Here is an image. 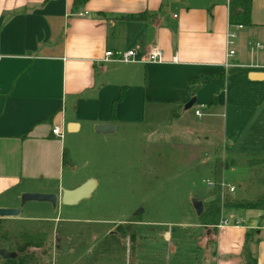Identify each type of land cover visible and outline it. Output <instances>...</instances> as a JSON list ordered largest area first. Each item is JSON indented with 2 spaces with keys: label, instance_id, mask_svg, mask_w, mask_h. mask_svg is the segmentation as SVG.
Returning a JSON list of instances; mask_svg holds the SVG:
<instances>
[{
  "label": "crops",
  "instance_id": "obj_1",
  "mask_svg": "<svg viewBox=\"0 0 264 264\" xmlns=\"http://www.w3.org/2000/svg\"><path fill=\"white\" fill-rule=\"evenodd\" d=\"M73 1L0 0V208L23 207L24 193L61 199L64 191L94 179L74 186L65 179L71 162L67 140L84 127L112 124L117 130L120 120H141L146 102L184 105L192 99L189 82L203 74L227 75L240 67L249 69L251 82L264 81V0H253L252 24L237 31L236 54L228 58L229 0H90L78 13ZM141 13L149 18H126ZM258 42L263 48L252 49ZM154 44L164 51V62L103 61L108 51L116 58ZM226 61L232 66L226 68ZM213 94L209 83L196 103L209 104ZM224 98L222 90L219 102ZM55 126L63 137L54 135ZM233 210L227 214L238 223L216 233L208 229L215 242L209 264H264L262 211L244 209L238 216ZM20 214L8 218H31ZM163 235L168 239L171 232ZM58 239L62 251L72 249L67 233Z\"/></svg>",
  "mask_w": 264,
  "mask_h": 264
},
{
  "label": "rangeland",
  "instance_id": "obj_2",
  "mask_svg": "<svg viewBox=\"0 0 264 264\" xmlns=\"http://www.w3.org/2000/svg\"><path fill=\"white\" fill-rule=\"evenodd\" d=\"M248 70L228 69L227 101L220 103L218 96L214 105L212 99L203 107L195 103L190 108L187 103L146 102L141 120H120L114 132L84 127L67 140L72 163L66 167L65 179L70 186L96 179L98 187L92 196L57 208L49 202L30 201L20 214L21 218L31 216L30 220L7 218L4 225L13 228L15 223L24 230L35 227V220H54L44 252H37L38 264H209L214 235L200 224L192 199L205 201L212 195L214 188L206 181H216L217 160L223 162L221 179L235 186L224 199L264 198V163L249 164L264 160V81L251 82ZM125 93H120L121 100ZM27 205L32 212L27 213ZM233 212L246 213L241 208ZM127 225L137 232L134 243L129 235L123 236ZM164 230L171 232L168 239ZM113 232L122 244L114 245L113 259L107 253L100 261L101 250L111 248L106 241ZM66 233L72 249L64 252L58 238ZM4 259L0 254V264Z\"/></svg>",
  "mask_w": 264,
  "mask_h": 264
},
{
  "label": "trees",
  "instance_id": "obj_3",
  "mask_svg": "<svg viewBox=\"0 0 264 264\" xmlns=\"http://www.w3.org/2000/svg\"><path fill=\"white\" fill-rule=\"evenodd\" d=\"M90 0H74L73 1V10L75 13H78L80 9L86 5ZM252 4L253 0H229V23L231 26L234 25H243L248 26L252 24ZM129 19H137V20H147L149 15L146 13H141L139 15H129L126 16ZM227 75L225 73L222 74H209V75H201L198 80L190 81V93L192 97H196L198 92L207 84H214V94L212 105L218 102V96L222 90H224L226 86ZM121 99V98H120ZM119 99V100H120ZM118 100V101H119ZM114 104V112L115 106L117 102ZM234 162V161H232ZM264 160H260L256 162L250 161V165L263 164ZM217 169H216V181H219L223 172V162L222 160H217ZM227 166V165H226ZM213 193L210 197H215L214 200L209 203H204V210L200 215V224L204 227H207L209 230L217 232L216 226L218 225L221 213H222V197H221V188L217 185L213 189ZM209 197V198H210ZM225 208L235 209V208H243L250 210H260L262 214L259 218L260 224L263 223L264 220V198H260L254 201L249 202H237L233 201L229 197L224 199ZM6 218H0V250L4 249L9 252L16 253L15 258H6L3 261L6 264H38L39 256L38 251L41 250L44 252L47 242L48 232L52 228V221L48 220H35L37 225L35 227H29L28 229L22 230L21 228L16 227L15 223L11 226L13 228H9V226L4 225ZM4 222V223H2ZM7 223V221H6ZM120 230L122 227L119 226ZM132 228L127 225L124 227L123 236L126 237L129 235L131 243H134L136 240V231L131 230ZM122 235V234H121ZM128 237V236H127ZM106 242L110 243L111 248L104 251L101 250L97 259L100 261L104 260V255L109 253L111 259H113V251L115 250L114 245H121L120 239L116 236L115 233H111ZM119 251L121 248H118ZM2 258H5L2 255Z\"/></svg>",
  "mask_w": 264,
  "mask_h": 264
},
{
  "label": "built area",
  "instance_id": "obj_4",
  "mask_svg": "<svg viewBox=\"0 0 264 264\" xmlns=\"http://www.w3.org/2000/svg\"><path fill=\"white\" fill-rule=\"evenodd\" d=\"M79 15L83 16L84 13H79ZM243 28V25H234L231 26L227 32L226 36V57H232L236 54V50L233 47L236 45V40L238 37V30ZM252 49H262L263 44L262 43H256L255 45H251ZM174 61H177L176 58L173 59ZM104 62H111V61H117V62H124V63H135V62H164L165 61V54L164 51L158 46V45H150L147 49H145L141 54L139 53L138 49H130L120 54L119 57H114V53L112 51H108L105 54V57L103 59ZM232 64H230L228 61L225 63V67L229 68ZM203 107V106H202ZM196 115L201 117L202 112L200 109L196 110ZM54 135L63 137L64 134L59 126H55L53 128ZM206 184L209 188H215L217 185L221 188V197H222V213L221 218L216 226V228H221L222 226L238 223L239 221L234 220V214L231 212L226 215V208L224 206V194L226 191L228 192H234L235 186H233L231 183H226L224 179H221L220 181H215L212 179H207ZM233 222V223H232Z\"/></svg>",
  "mask_w": 264,
  "mask_h": 264
},
{
  "label": "water",
  "instance_id": "obj_5",
  "mask_svg": "<svg viewBox=\"0 0 264 264\" xmlns=\"http://www.w3.org/2000/svg\"><path fill=\"white\" fill-rule=\"evenodd\" d=\"M254 74V73H253ZM260 76H251V79H258ZM197 102V97H192V99L187 103L186 108L192 107ZM116 127L112 124H101L96 126V131L100 133H109L114 132ZM96 179H90L85 182L80 187L74 190H66L64 191L63 197H60L56 194L52 193H24L22 195V205L30 201L36 202H49L54 207H57L59 201L65 205H73L77 204L83 199L91 197L93 191L96 188ZM215 197H210L205 201L200 198H193L192 204L194 210L198 216H200L204 210V203H209L214 200ZM22 207L17 208H0V218H8V217H16L21 213ZM139 213V212H138ZM137 214V213H136ZM0 254L5 258H15L16 253L9 252L7 250H0Z\"/></svg>",
  "mask_w": 264,
  "mask_h": 264
}]
</instances>
